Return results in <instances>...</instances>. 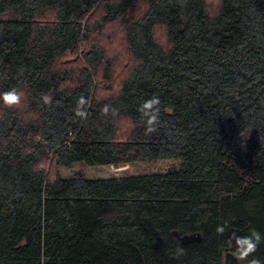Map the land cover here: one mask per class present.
I'll return each mask as SVG.
<instances>
[{
    "label": "trees",
    "instance_id": "16d2710c",
    "mask_svg": "<svg viewBox=\"0 0 264 264\" xmlns=\"http://www.w3.org/2000/svg\"><path fill=\"white\" fill-rule=\"evenodd\" d=\"M12 88L0 264H264V0H0ZM173 158L184 168L61 173Z\"/></svg>",
    "mask_w": 264,
    "mask_h": 264
},
{
    "label": "rangeland",
    "instance_id": "374dc122",
    "mask_svg": "<svg viewBox=\"0 0 264 264\" xmlns=\"http://www.w3.org/2000/svg\"><path fill=\"white\" fill-rule=\"evenodd\" d=\"M185 161L183 159H159L149 160L136 163L131 166L115 167V166H86L76 165L72 169H61L63 176L67 177L75 172H81L89 178H108L110 176H129L151 173H166L171 170L184 168ZM120 168V170H119Z\"/></svg>",
    "mask_w": 264,
    "mask_h": 264
},
{
    "label": "clouds",
    "instance_id": "9594fccd",
    "mask_svg": "<svg viewBox=\"0 0 264 264\" xmlns=\"http://www.w3.org/2000/svg\"><path fill=\"white\" fill-rule=\"evenodd\" d=\"M24 93L17 90L16 88L9 89L7 91L0 92V104L8 108H15L20 106L24 100ZM159 103L158 99H153L144 104V108L151 109L155 105ZM156 117L153 115L149 123L151 124L155 121ZM226 225L218 226L217 232L223 233ZM262 236L259 232L253 231L250 236L247 237H237L236 242L238 245V255L240 258L244 259L249 257L252 253H254L260 244ZM250 264H261V262L257 259H252Z\"/></svg>",
    "mask_w": 264,
    "mask_h": 264
},
{
    "label": "water",
    "instance_id": "95a60500",
    "mask_svg": "<svg viewBox=\"0 0 264 264\" xmlns=\"http://www.w3.org/2000/svg\"><path fill=\"white\" fill-rule=\"evenodd\" d=\"M173 234L184 245H187V244H190V243H194V242H200L202 240V235L200 233H193V234L180 236V234L177 231H174Z\"/></svg>",
    "mask_w": 264,
    "mask_h": 264
},
{
    "label": "bare ground",
    "instance_id": "6f19581e",
    "mask_svg": "<svg viewBox=\"0 0 264 264\" xmlns=\"http://www.w3.org/2000/svg\"><path fill=\"white\" fill-rule=\"evenodd\" d=\"M112 167V166H111ZM119 170H120V168H119Z\"/></svg>",
    "mask_w": 264,
    "mask_h": 264
}]
</instances>
